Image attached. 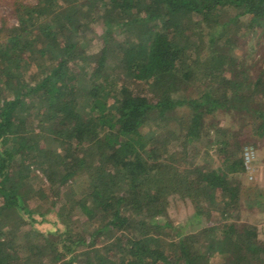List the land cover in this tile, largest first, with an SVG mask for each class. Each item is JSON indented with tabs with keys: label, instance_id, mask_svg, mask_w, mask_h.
<instances>
[{
	"label": "trees",
	"instance_id": "obj_1",
	"mask_svg": "<svg viewBox=\"0 0 264 264\" xmlns=\"http://www.w3.org/2000/svg\"><path fill=\"white\" fill-rule=\"evenodd\" d=\"M11 6L16 23H0V264H264V227L227 222L243 198L230 176L247 168L220 127L223 113H247L264 137V71L252 79L238 55L243 17L264 30V0ZM205 138L220 166L197 163ZM177 201L210 225L176 226ZM50 214L56 226L41 231Z\"/></svg>",
	"mask_w": 264,
	"mask_h": 264
},
{
	"label": "rangeland",
	"instance_id": "obj_2",
	"mask_svg": "<svg viewBox=\"0 0 264 264\" xmlns=\"http://www.w3.org/2000/svg\"><path fill=\"white\" fill-rule=\"evenodd\" d=\"M15 0H0V23L6 19L10 24H15V18L10 15L12 4ZM31 1V0H24ZM250 16L241 19V36L239 38L238 55L245 57L250 69V77L256 79L259 72L264 71V30L262 28L249 29ZM94 51V50H92ZM244 59V58H243ZM255 106V105H254ZM220 127L226 129L228 134H233L239 145L243 146L245 154L250 152L253 155L249 169L242 174L230 176L233 184L239 183L243 190L242 201L239 207L238 217L227 221L228 223H238L237 225H252L257 228L264 227V137H258L254 131L260 119L257 116H250L247 113L233 112L223 113ZM232 135V139H233ZM230 136V135H229ZM232 140V143L235 142ZM194 147L200 150L197 163L211 167L220 166L215 152H210L206 147V138L197 143ZM208 151V152H207ZM192 153V151H191ZM247 155V154H246ZM77 190L80 191L85 185V179H77ZM172 218L176 226H183L188 232H197L201 228L210 225L206 218L196 219L194 208L183 205L177 201L173 204ZM172 209V210H173ZM56 218L50 214L45 221L37 225L38 229L44 232L52 231L56 226ZM264 236L262 237V239ZM221 259H212V264H217Z\"/></svg>",
	"mask_w": 264,
	"mask_h": 264
},
{
	"label": "built area",
	"instance_id": "obj_3",
	"mask_svg": "<svg viewBox=\"0 0 264 264\" xmlns=\"http://www.w3.org/2000/svg\"><path fill=\"white\" fill-rule=\"evenodd\" d=\"M246 154H245V165L246 168L249 169V164L252 162L253 155L250 152L249 153L247 152Z\"/></svg>",
	"mask_w": 264,
	"mask_h": 264
}]
</instances>
